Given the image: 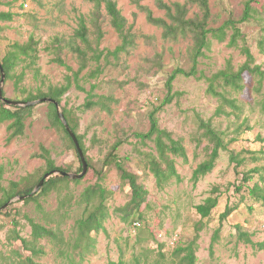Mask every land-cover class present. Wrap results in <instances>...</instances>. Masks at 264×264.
<instances>
[{
  "label": "rangeland",
  "instance_id": "374dc122",
  "mask_svg": "<svg viewBox=\"0 0 264 264\" xmlns=\"http://www.w3.org/2000/svg\"><path fill=\"white\" fill-rule=\"evenodd\" d=\"M0 1V11L11 10L15 14L11 21H0V57L7 54L12 43L23 44L31 35L39 41L40 56L37 64L39 72L27 68L20 81L16 75L23 71L26 63H18L11 72L12 76L5 79V96L25 100L29 93L47 92L50 86L64 84L67 75L72 72L53 62L57 54L55 48L50 51L48 45L56 36L70 37L77 27L78 16L89 14L93 3L90 0ZM116 1L135 35L136 45L119 58L112 57L109 64L102 60L104 70L96 78H89L88 71L95 65L89 66L80 74L79 80L85 91L74 82L61 102V109L67 108L71 112L76 133L82 136L88 172L80 182H63L37 201L25 202L16 198L7 206V213L0 215V264H24L28 257L38 264L67 263V258L60 255V249H69L72 245L55 244L43 238L40 241L43 253L33 255L22 247L20 241L12 238L13 230L16 228L22 236L31 239L32 229L28 218H33L49 227L59 226L64 237L73 243V226L84 213V208L76 202L87 186L98 181L99 175L102 178L100 182L112 191L107 199L111 216L105 222L104 231L93 233L97 239L95 252L88 255L82 264H118L121 259L134 262L136 257L141 264H180L185 253L174 256L175 250L172 249L160 252L161 249L157 248V243L149 235L155 237L156 233L157 236L162 233L169 237L173 231H179V246H187L195 238L198 226H202V229L198 232L195 264H264V249L239 240L236 228L240 225L254 242H264V204L250 199L247 185L240 192L236 191L243 169L262 168L253 174L254 178L248 185L255 181L262 184L264 181L261 179L264 177V82L256 90L257 80L246 73L247 86L243 92L235 95L242 108L240 115H215L219 101L207 92L205 77L225 68L228 61L237 68L245 61V56L239 49L229 47L227 41L212 39L210 48L199 59L197 76H178L173 82V91L179 94L158 115L161 128L170 131L187 151V160L176 158L177 171L182 180L173 179L164 189H158L148 167L149 153H156L154 144L135 137L133 133L149 131L148 113L165 98L169 74L178 67L186 70L191 67L189 50L192 44L191 40L177 43L165 40L162 29L148 22L146 12L139 5L149 7L157 17H164L165 13L157 7L156 0ZM210 4L211 27L220 26L230 15L239 18L244 8V0H210ZM254 7L257 9L254 18L240 26L256 63L264 69V46L259 44L264 37V0L255 2ZM102 10L105 11L104 8ZM195 10L197 8L194 6L191 15ZM102 19L105 35L101 48L114 50L121 43L120 37L109 24L105 13ZM61 58L74 70L78 69L77 59L69 49H62ZM92 85H95L93 93L102 96L101 99L109 104V110L98 104L84 108L87 91ZM98 98L95 96L94 100ZM34 106L23 136L9 140L8 123L0 125V168H3L2 184L5 186L42 167L44 160L37 156L41 152V145L50 150L57 166L78 173L80 158L66 134L51 126L48 102ZM227 110L231 111L230 108ZM199 119L211 120L217 129L224 132L227 142L231 138L237 140L229 142L228 150L221 151L214 170L195 185L191 181L192 172L206 159L205 147L208 144L202 136L203 130L199 128ZM117 139L124 141L118 152L125 167L138 175L149 191L147 203L142 206L144 219L140 220L139 227L125 223L114 212L130 198V189L122 184L116 167L103 165L111 145ZM232 152L240 154L245 162L237 166L230 160ZM214 186L220 187L219 204L211 217L201 222L196 205L211 194ZM65 195L69 200L61 205ZM227 203L237 205L238 209L222 221L220 216ZM15 222L19 223L17 227ZM218 229V241L211 253L212 238Z\"/></svg>",
  "mask_w": 264,
  "mask_h": 264
},
{
  "label": "trees",
  "instance_id": "16d2710c",
  "mask_svg": "<svg viewBox=\"0 0 264 264\" xmlns=\"http://www.w3.org/2000/svg\"><path fill=\"white\" fill-rule=\"evenodd\" d=\"M90 1L93 3L92 10L89 14H81L78 16L77 27L73 34L68 38L56 36L51 42V45H48V49L52 51L53 48H55V53L57 54L53 62L65 66L72 74L67 75L64 84L60 86H50L47 92H39L37 94L29 93L25 101L50 97L61 104L63 96L70 90L74 82L81 90L85 91V88L79 84V80L80 74L88 69L89 66L92 64L95 65L93 69H89L88 71L89 78H96L104 70L102 60H105L106 64H109L112 62V57L117 59L122 53H128L129 50L136 45L135 35L131 31V27L128 26V20L123 15L116 0ZM257 1L258 0H244V8L241 16L236 18L230 15L223 24L218 27L210 26L212 19L210 0H184L183 2L156 0L157 7L165 13L164 17H157L149 7L139 5V8L146 12L148 22L162 29V36L165 40L174 41L176 43L182 40H191L192 44L189 50L191 67L189 70L178 67L169 74L166 81L167 93L165 98L162 99L158 105H155L148 113L150 123L149 131L145 133H133L135 137L141 140H150L154 144L156 153H149L148 167L155 177L158 189H164L173 179L181 181L182 177L178 173L176 167V158L181 157L187 160L185 146L180 140L175 139L170 131L161 128L158 115L164 106L171 103L175 96L179 94L173 91L174 80L178 76H197L199 73V59L204 56L205 51L210 48L212 39H216L219 42L227 41L229 47L239 49L245 56V61L237 68L231 61H228L225 68L213 73L210 77H205L208 82L207 92L216 97L219 101V106L216 109L215 115H240L242 108L238 97L235 95L243 92L246 88V73L257 80L258 86L255 87L256 90H258L261 83L264 82V69L260 64L256 63V57L240 26L242 23L249 22L254 18L257 12L254 3ZM194 6L197 10L191 15ZM103 8L105 10L104 12L102 10ZM104 13L108 18L109 24L117 32L121 40V43L114 50L101 48V41L105 35L102 28ZM14 16L15 14L11 10L0 11V21H11ZM93 35L95 36L92 37ZM259 44L261 47L264 46V37L259 41ZM38 45L39 41L36 40L34 35H31L28 41L23 44L14 42L10 45L7 54L3 58L0 57V64L5 70L6 78L9 79L12 76L11 72L15 70L19 62L26 63L23 71L16 75L19 81L25 76L27 68L32 69L35 73L39 72L37 65L40 58ZM63 48L69 49L77 59L79 65L77 70H74L61 58ZM94 88L95 85H92L91 89L87 91V100L84 104V108L89 109L98 104L104 109L109 110L110 106L106 101L101 99L102 96L93 93ZM3 95L5 96L4 91ZM95 96L99 97L97 101L94 100ZM0 101V125L6 122L8 123L7 130L9 132V140L23 136L25 134L26 121L32 115L35 106H12L1 99ZM48 105V119L51 126L66 134L78 154L73 139L58 116L56 105L52 102H48ZM227 108H230L231 111H228ZM62 110L69 125L75 132L86 157L83 139L82 136L76 133V127L71 121V112L67 108H63ZM199 128L203 130L202 136L206 138L208 144L205 147L207 153L206 159L201 161L192 172L191 181L195 185L214 170L221 151L228 150L229 144L237 140L236 138H231L229 140L230 143L227 142L224 132L217 129L211 120L199 119ZM123 143L124 141L122 139H117L111 145L109 152L103 160V165L105 167L115 166L119 172L122 184L128 186L130 189V198L128 202L123 206L115 208V214L125 223L133 227H139L141 226V221L144 219L142 206L147 203L149 191L145 184L139 180L138 175L129 171L125 167V163L121 160L118 151ZM40 150L41 152L38 153L37 156L44 160L42 167L34 173L27 174L18 181H10L8 185H3V168H0V191L2 192L0 209L9 201L20 196H25V198L20 199L25 202L37 201L41 196H46L52 190L57 189L63 182H80L81 179H72L68 176L57 174L51 175L45 179L41 189L37 193L31 195L35 187L44 178L45 174L54 170L71 171L70 169L57 166L48 148L41 145ZM86 160L88 162L87 157ZM230 160L235 162L237 166L245 162V159L241 158L240 154L235 152H232L230 155ZM258 170H262V168L255 167L249 170L243 169L241 171V183L236 187V191L240 192L242 188L247 185V194L250 199L256 203L264 204V177H261L263 181L262 184H260L259 181H255L252 185H248L254 178L253 174L258 172ZM81 171L82 163L80 160L78 173ZM101 179L99 175L98 181L87 186L76 202L79 206L84 208V213L76 219L73 226V231L75 232L73 243H70V239L67 240L64 237L59 226L55 228L49 227L36 222L33 218H28L32 229L31 239L22 236L16 228L13 230L12 238L16 241H20L22 247L27 251H31L33 255L43 253V248L40 246V241L43 238H47L55 244H63L64 246L72 245L69 249H60V255L65 256L68 260L67 263L64 264H82L88 255L95 252L97 239L93 233L98 234L101 230L104 231L105 222L111 216L107 205V199L110 194H112V191H109L100 182ZM219 193L220 187L214 186L211 190V194L206 197L203 202L196 205V210L201 217V222H203L202 220H208L213 210L218 206ZM68 200V195H65L61 199L60 204H67ZM237 209V205H230V203H227L220 216L221 220L223 221L228 218ZM5 213H7V207L0 211V215ZM135 223H138V225ZM18 225L19 223L15 222V226L17 227ZM236 228L238 232L237 238L239 240L264 249V242L256 243L252 240V236L249 233L242 231L240 225H237ZM201 229L202 226H198L195 238L187 246H179L180 238L176 246L172 249L175 250L173 253L174 256H179L181 252L185 253L180 264L196 263V248L197 240L199 239L198 232ZM219 233V229L214 233L211 242V253L213 252L214 244L218 241ZM149 236L154 239V242L157 243V248H160L161 252L164 243L159 242L157 233L155 237L152 234ZM161 255L163 256L162 253ZM24 264L38 263H36L32 257H28ZM118 264H141V261L136 257L134 262H127L121 259Z\"/></svg>",
  "mask_w": 264,
  "mask_h": 264
},
{
  "label": "water",
  "instance_id": "95a60500",
  "mask_svg": "<svg viewBox=\"0 0 264 264\" xmlns=\"http://www.w3.org/2000/svg\"><path fill=\"white\" fill-rule=\"evenodd\" d=\"M0 72H1V79H0V99L2 101H5L7 104L12 105V106H22V107H28V106H34L38 103L41 102H52L56 105L57 108V113L59 118L61 119L62 123L64 124L66 130L68 131V133L70 134L71 138L73 139L75 146L77 148L81 163H82V171L80 173H73V172H68V171H63V170H54L51 171L47 174H45L44 178L39 182V184L35 187V189L33 190V192L31 193V195L37 193L41 187L44 184V181L46 178H48L51 175H62V176H68L72 179H81L82 177L85 176V174L88 171V162L86 160L84 151L79 143V140L75 134V132L73 131V129L71 128V126L69 125L63 110L61 109V104L59 102H57L55 99L50 98V97H43L37 100H33V101H25V100H13V99H9L6 98L3 95V85L5 83V79H6V74H5V70L3 68V66L0 64ZM25 198V196H20L18 197V199H23ZM15 200V199H13ZM13 200L9 201L7 204H5L3 207H1L0 211L3 210L5 207H7Z\"/></svg>",
  "mask_w": 264,
  "mask_h": 264
},
{
  "label": "built area",
  "instance_id": "2783aa9c",
  "mask_svg": "<svg viewBox=\"0 0 264 264\" xmlns=\"http://www.w3.org/2000/svg\"><path fill=\"white\" fill-rule=\"evenodd\" d=\"M135 224L138 225V223ZM179 239H180V234L178 231H173L169 237L164 236L162 233L158 235L159 242L164 243V246L162 248L163 252H166L167 249H173L176 246V243Z\"/></svg>",
  "mask_w": 264,
  "mask_h": 264
}]
</instances>
